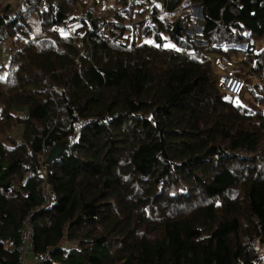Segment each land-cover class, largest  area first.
<instances>
[{
  "label": "trees",
  "instance_id": "obj_1",
  "mask_svg": "<svg viewBox=\"0 0 264 264\" xmlns=\"http://www.w3.org/2000/svg\"><path fill=\"white\" fill-rule=\"evenodd\" d=\"M7 1L0 264L26 217L40 264H264V92L226 96L209 59L264 40V0ZM243 55L263 78L264 49Z\"/></svg>",
  "mask_w": 264,
  "mask_h": 264
},
{
  "label": "built area",
  "instance_id": "obj_2",
  "mask_svg": "<svg viewBox=\"0 0 264 264\" xmlns=\"http://www.w3.org/2000/svg\"><path fill=\"white\" fill-rule=\"evenodd\" d=\"M24 0H17L14 3L9 2L8 4L12 7L15 13H18L24 7ZM43 1V0H41ZM133 0L129 1V4L132 5ZM88 22L90 21L86 16L77 15L74 19L67 21L62 27L61 32L71 41L75 40V29L79 26L81 21ZM148 25H151L150 19L147 18ZM195 21L193 25H195ZM100 24L98 25V28ZM193 33V32H192ZM194 35V34H192ZM196 46L205 47V43H194ZM171 50H175L171 48ZM16 56V49L12 45L11 41L8 38V32L6 27L0 25V59L5 63L4 66L12 68L14 66V58ZM210 61L216 76V87L220 92L231 98H238L242 96L247 87V78L244 76L243 68L240 65V62L235 59L233 56L227 55H217L211 56ZM48 194L52 196L49 190ZM33 226L30 220V217H26L21 224L19 231V243L17 246V255H18V264H26V256L31 254L33 257V264H40L48 257V253L45 254H35L34 253V244H33Z\"/></svg>",
  "mask_w": 264,
  "mask_h": 264
},
{
  "label": "rangeland",
  "instance_id": "obj_3",
  "mask_svg": "<svg viewBox=\"0 0 264 264\" xmlns=\"http://www.w3.org/2000/svg\"><path fill=\"white\" fill-rule=\"evenodd\" d=\"M15 1L17 0H10V1H7L6 3L8 4L9 2H12L14 3ZM24 3V1H23ZM25 4V3H24ZM9 5V4H8ZM158 5V4H157ZM10 6V5H9ZM11 7V6H10ZM12 8V7H11ZM25 8V7H24ZM200 8H192L190 9V12H191V17L193 19V21H195V25H193V28L192 30L189 31V35H192V34H200L201 33V28H200V22H201V15H200ZM100 10V9H99ZM80 15V14H78ZM193 32V33H192ZM149 42V38H145V39H140L139 37L136 38V42L138 44L142 43V42ZM169 42H166L165 46L167 48H170L168 47V45L170 44H167ZM197 43H200V42H197ZM172 45V44H171ZM200 47V46H199ZM219 49H221L222 51L224 50H231V53L229 54V56H233L235 57V59L237 61L240 62V65L241 67L243 68L244 72V76L248 79L250 78V87L254 88L253 89V96L249 99L250 101L254 102V97L256 98H262V92H264V74L263 75V78L261 76L258 75L257 72H253V71H250V67L249 66H244V55L243 53L246 52V51H249V50H252L254 51L255 53H258L260 54V52L264 49V40L262 41H259V42H256L254 47L253 48H250L247 44H239V45H236V46H227L225 44H222V45H219L218 46ZM251 52V51H250ZM214 56V55H213ZM211 57V56H210ZM210 59V58H209ZM211 62V61H210ZM249 72V76L246 75L245 73L246 72ZM6 76V71L5 70H0V78H4ZM248 98V95L247 97ZM261 110L264 111V105H260L259 106ZM48 192V191H47ZM48 194V193H47ZM49 195V194H48ZM258 250L260 251V253L262 255H264V248H261V247H257Z\"/></svg>",
  "mask_w": 264,
  "mask_h": 264
},
{
  "label": "water",
  "instance_id": "obj_4",
  "mask_svg": "<svg viewBox=\"0 0 264 264\" xmlns=\"http://www.w3.org/2000/svg\"><path fill=\"white\" fill-rule=\"evenodd\" d=\"M199 10H200V15H201V10L202 9L200 8ZM173 32L176 35L179 34V30H178V26L177 25L173 28ZM63 150H64V146L63 145H56L49 151L47 159L45 161V164H46L47 168L53 161L57 160L60 157V155H61Z\"/></svg>",
  "mask_w": 264,
  "mask_h": 264
},
{
  "label": "crops",
  "instance_id": "obj_5",
  "mask_svg": "<svg viewBox=\"0 0 264 264\" xmlns=\"http://www.w3.org/2000/svg\"><path fill=\"white\" fill-rule=\"evenodd\" d=\"M26 264H33V257L31 254L26 256Z\"/></svg>",
  "mask_w": 264,
  "mask_h": 264
},
{
  "label": "snow or ice",
  "instance_id": "obj_6",
  "mask_svg": "<svg viewBox=\"0 0 264 264\" xmlns=\"http://www.w3.org/2000/svg\"><path fill=\"white\" fill-rule=\"evenodd\" d=\"M165 39H166V38H165ZM148 43H153V42L149 41ZM168 47L175 49V45H171V44H169ZM176 50H179V49H176Z\"/></svg>",
  "mask_w": 264,
  "mask_h": 264
}]
</instances>
